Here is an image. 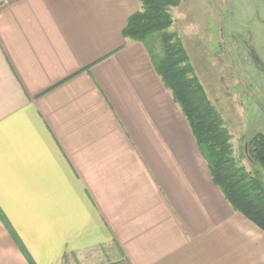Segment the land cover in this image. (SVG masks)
Returning a JSON list of instances; mask_svg holds the SVG:
<instances>
[{"label":"crops","instance_id":"obj_1","mask_svg":"<svg viewBox=\"0 0 264 264\" xmlns=\"http://www.w3.org/2000/svg\"><path fill=\"white\" fill-rule=\"evenodd\" d=\"M138 0H0V264H264L147 49Z\"/></svg>","mask_w":264,"mask_h":264},{"label":"trees","instance_id":"obj_2","mask_svg":"<svg viewBox=\"0 0 264 264\" xmlns=\"http://www.w3.org/2000/svg\"><path fill=\"white\" fill-rule=\"evenodd\" d=\"M138 1L140 10L128 20L124 37L147 49L155 71L193 133L214 185L235 212L264 232V132L249 141L247 152L254 168L250 172L234 157L231 135L221 115L195 76L181 41L168 31L173 24L169 11L181 0ZM158 42L161 50L156 52ZM0 219L9 227L2 213ZM11 233L25 258L34 264L19 239Z\"/></svg>","mask_w":264,"mask_h":264},{"label":"rangeland","instance_id":"obj_3","mask_svg":"<svg viewBox=\"0 0 264 264\" xmlns=\"http://www.w3.org/2000/svg\"><path fill=\"white\" fill-rule=\"evenodd\" d=\"M258 1L264 13V0ZM253 5V0H181L169 11L173 24L168 30L181 41L195 76L221 115L231 135L234 157L250 172L254 168L248 144L264 132V95L256 89L261 81L245 60L237 34L246 35ZM257 23L251 22L253 40L264 53V27ZM160 50L158 42L155 51Z\"/></svg>","mask_w":264,"mask_h":264},{"label":"flooded vegetation","instance_id":"obj_4","mask_svg":"<svg viewBox=\"0 0 264 264\" xmlns=\"http://www.w3.org/2000/svg\"><path fill=\"white\" fill-rule=\"evenodd\" d=\"M216 3H219L222 0H215ZM254 2V15L246 22L245 27L248 28L246 30V35L243 36L242 34H237V37L240 40L241 47L245 50V60H248V63L252 65L254 73L258 75V78L261 82H259V86L256 88L257 90H261L262 95H264V53L260 50L254 38L252 24L251 22H255L259 24V27H264V13L261 10L260 4L258 0H253ZM228 6L232 7V3L228 4ZM221 11V9H219ZM251 27V28H250ZM223 32V30H221ZM250 60V61H249ZM249 86L254 87V83L250 84Z\"/></svg>","mask_w":264,"mask_h":264}]
</instances>
